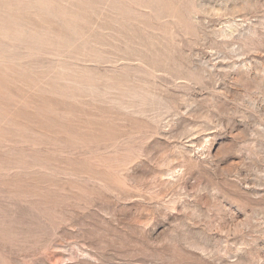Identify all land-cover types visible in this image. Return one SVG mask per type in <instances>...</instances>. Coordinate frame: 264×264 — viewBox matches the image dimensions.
Segmentation results:
<instances>
[{"label":"rangeland","instance_id":"obj_1","mask_svg":"<svg viewBox=\"0 0 264 264\" xmlns=\"http://www.w3.org/2000/svg\"><path fill=\"white\" fill-rule=\"evenodd\" d=\"M0 264H264V0H0Z\"/></svg>","mask_w":264,"mask_h":264}]
</instances>
